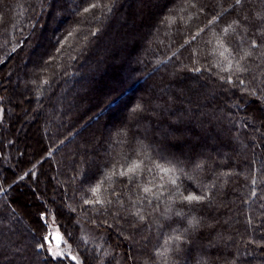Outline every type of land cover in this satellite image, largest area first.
I'll return each instance as SVG.
<instances>
[{
    "label": "trees",
    "instance_id": "1",
    "mask_svg": "<svg viewBox=\"0 0 264 264\" xmlns=\"http://www.w3.org/2000/svg\"><path fill=\"white\" fill-rule=\"evenodd\" d=\"M6 62L4 105L36 106L31 159L0 141L15 169L0 166V220L37 231L0 224V264H75L39 245L53 217L76 247L77 216L106 230L107 264L117 249L126 264H264V0H0ZM8 117L0 136L22 127ZM54 172L66 212L31 185L47 194Z\"/></svg>",
    "mask_w": 264,
    "mask_h": 264
},
{
    "label": "rangeland",
    "instance_id": "2",
    "mask_svg": "<svg viewBox=\"0 0 264 264\" xmlns=\"http://www.w3.org/2000/svg\"><path fill=\"white\" fill-rule=\"evenodd\" d=\"M100 54L103 55L102 57H105V56H107L108 53L100 52ZM3 66H4L3 67L4 73L2 74V72L0 71V74H1L0 76L3 79V81H6L7 77L5 75L7 73V70L11 67V65H7V62H6V63H4ZM103 73H104V71L102 68L96 69V67H93V65H91L89 70H88V74L89 75L91 74L94 77H96L98 75L100 76ZM11 82H12V85L14 87L16 86V83H17L18 87H20V88H21V86L23 87V80L21 78L16 80L15 78H13V75H12ZM63 89L66 90V86ZM67 89H68V87H67ZM7 94H8L7 91L0 90V124L3 122L4 113L7 112V114L9 115V117H8L9 123H10L9 127H11L13 125V123L15 122L16 119H18V123H20V124L22 123L21 124L22 127H21L19 133L12 131L11 133L8 132L6 134L7 136L4 134V131H3V135L0 136V141H1V139H3L4 141L5 140H8V141L14 140V142L18 146V150L23 151L24 154L26 156H28L27 158L31 159L30 157H32L31 156L32 153L29 151V149L25 145V143L28 140L29 132L31 133V131H32V127H30L28 129V123L32 119V114H33L32 110L36 106V101H33V99H32L33 94L27 93L25 95L26 101L23 102V101L19 100L18 98H15V99H11L9 104L6 103V105H4L3 98L6 97ZM260 103L264 107V101L260 102ZM25 109H27L26 113L24 111ZM240 115L243 117H246L247 123L250 125V127H253V124H255L257 122V120L255 118H252L247 112L240 110ZM41 123H42V120L40 121V124ZM260 132L262 135H264V128H262ZM4 141H2V142H4ZM257 148H260V147L258 146ZM0 149H1L2 154H3V157L0 160V166H8V165L12 166L14 164L13 163L14 145H11L10 147H5L2 144L0 146ZM37 159H39V156L35 155L34 161H30V162H28V164L34 163ZM11 168H12L11 169L12 171L15 170L13 168V166ZM51 179H52L54 187H53V190L48 191L47 194L44 192L43 189H41L42 186H41V181L39 180V178H37L36 181H34V180L31 181L32 187H35L39 192V195H37V199L39 201H42V203L44 205H46L45 201L48 198L49 203H51V201H53L54 204L62 205L63 209H65V212H66L67 206L65 207L64 203L63 202L61 203V199H60L61 194H59L58 191L55 189V185L61 186L63 184L62 179L59 177V172L58 173L54 172ZM17 186L24 189L25 191H27V189L29 188V185L27 183L18 184ZM28 200L31 203H36V201H37L35 198H30L29 196H28ZM17 209L20 211V213H22V215H24V217L25 216L27 217V214L24 210H22L21 208H18V207H17ZM16 219L19 220V222L22 224V226L25 230L30 229L32 235H34V236L36 235L37 229L34 227L35 225L32 226V223H31V226L33 228V230H32L30 228V226H28L27 223L25 221H23L19 216H17ZM16 219L13 215H8L3 220H0V224H5L6 226H9L10 223L14 222ZM49 223H50V232H49L48 236L50 237V241H51V243H50L51 251L47 250L46 248H43V250L50 257H52L53 259H62V260H67V261H73L71 259V257L75 256L76 260L73 262L75 264H83V261L81 259L80 254H79V251H80L79 245L81 244V248L86 250L87 254L93 256V258H95L97 264H107V261L109 260L111 254L113 253L114 250H113V246L108 241L105 229H101L97 226L88 225L87 223L84 222L83 217L77 216L75 219H73V223L76 224V226H77V230H78L77 233L78 234L75 235L72 232V234L70 236V239L72 240V242L77 244V246L74 247L70 243V241L64 236V234L62 233V231L60 229L59 224L54 220L53 217H51L49 219ZM222 235L224 236V234H222ZM52 236H55L56 239L51 240ZM6 240H8L7 237H6ZM52 253L56 254L55 257H53ZM263 253H264V248H263ZM6 255H10V253L6 252ZM130 259L133 260V262H134L135 259H134L133 253H131ZM113 264H126L125 259L122 257V252L120 251V249H117L115 252V260H114Z\"/></svg>",
    "mask_w": 264,
    "mask_h": 264
},
{
    "label": "snow or ice",
    "instance_id": "3",
    "mask_svg": "<svg viewBox=\"0 0 264 264\" xmlns=\"http://www.w3.org/2000/svg\"><path fill=\"white\" fill-rule=\"evenodd\" d=\"M241 3V0H236V4L237 5H239ZM92 7H96V5H93ZM89 9H85V11H88ZM210 23H211V21H210ZM192 40H195V36H193L192 37ZM185 44H191V41H186L185 42ZM185 45H181V47H184ZM252 46L253 47H256V44H255V41H253L252 42ZM251 53L250 52H246L245 53V56H247V55H250ZM244 57H241V59H243ZM197 71L199 70V69H196ZM229 72H231V65H229L228 66V69H227ZM237 71H239V72H243V71H245V69H243V68H238L237 69ZM229 83L231 82V81H228ZM238 83L240 84V85H243L244 84V81L243 80H238ZM140 106H137V108H139ZM133 112H135L136 111V109H133L132 110ZM177 163H179V161L177 162ZM185 199L186 200H188V201H193V200H196V201H199V200H201L202 199V197H200V196H192V195H189V196H187V197H185ZM43 215V214H42ZM45 223V228H47V223L46 222H44ZM56 239V237L55 236H52L51 237V240H55ZM42 241H43V243H41L40 245H39V247L40 248H46L47 250H49V251H51V249H50V243H51V241H50V237L48 236V235H45V236H43L42 237ZM52 255H53V257H55V253H52ZM71 259L73 260V261H75L76 260V257L75 256H73V257H71Z\"/></svg>",
    "mask_w": 264,
    "mask_h": 264
}]
</instances>
